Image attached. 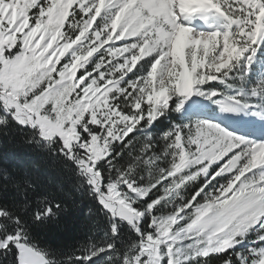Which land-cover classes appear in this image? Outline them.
Here are the masks:
<instances>
[{
  "label": "snow or ice",
  "instance_id": "1",
  "mask_svg": "<svg viewBox=\"0 0 264 264\" xmlns=\"http://www.w3.org/2000/svg\"><path fill=\"white\" fill-rule=\"evenodd\" d=\"M0 264H264V0H0Z\"/></svg>",
  "mask_w": 264,
  "mask_h": 264
},
{
  "label": "trees",
  "instance_id": "2",
  "mask_svg": "<svg viewBox=\"0 0 264 264\" xmlns=\"http://www.w3.org/2000/svg\"><path fill=\"white\" fill-rule=\"evenodd\" d=\"M72 218H73V213L70 212L66 219L71 220ZM72 235H73L72 233L57 234V238L62 240H70L72 239Z\"/></svg>",
  "mask_w": 264,
  "mask_h": 264
}]
</instances>
